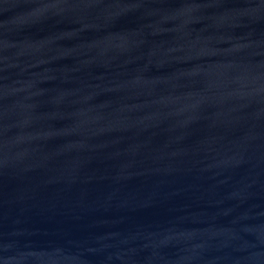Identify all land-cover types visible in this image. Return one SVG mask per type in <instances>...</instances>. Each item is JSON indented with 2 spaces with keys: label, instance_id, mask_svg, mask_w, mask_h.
<instances>
[{
  "label": "water",
  "instance_id": "obj_1",
  "mask_svg": "<svg viewBox=\"0 0 264 264\" xmlns=\"http://www.w3.org/2000/svg\"><path fill=\"white\" fill-rule=\"evenodd\" d=\"M0 264H264V0H0Z\"/></svg>",
  "mask_w": 264,
  "mask_h": 264
}]
</instances>
